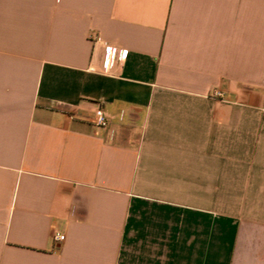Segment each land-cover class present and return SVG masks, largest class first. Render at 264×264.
Instances as JSON below:
<instances>
[{
    "label": "crops",
    "instance_id": "1",
    "mask_svg": "<svg viewBox=\"0 0 264 264\" xmlns=\"http://www.w3.org/2000/svg\"><path fill=\"white\" fill-rule=\"evenodd\" d=\"M0 264H264V0H0Z\"/></svg>",
    "mask_w": 264,
    "mask_h": 264
},
{
    "label": "built area",
    "instance_id": "2",
    "mask_svg": "<svg viewBox=\"0 0 264 264\" xmlns=\"http://www.w3.org/2000/svg\"><path fill=\"white\" fill-rule=\"evenodd\" d=\"M91 40L96 48L101 40L97 35H91ZM128 54L127 50H120L108 45H104L102 51L97 54V63L105 72L111 71L119 64H122ZM216 95H220L217 93ZM95 125L99 128H106L108 125L109 117L101 107H98L95 112ZM125 118V111L119 114V121L123 122ZM57 241H63L64 236L60 235L55 238Z\"/></svg>",
    "mask_w": 264,
    "mask_h": 264
}]
</instances>
